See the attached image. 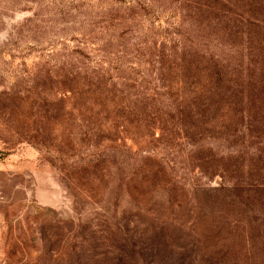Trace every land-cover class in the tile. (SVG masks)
<instances>
[{
  "label": "rangeland",
  "instance_id": "374dc122",
  "mask_svg": "<svg viewBox=\"0 0 264 264\" xmlns=\"http://www.w3.org/2000/svg\"><path fill=\"white\" fill-rule=\"evenodd\" d=\"M0 264H264V0H0Z\"/></svg>",
  "mask_w": 264,
  "mask_h": 264
},
{
  "label": "trees",
  "instance_id": "16d2710c",
  "mask_svg": "<svg viewBox=\"0 0 264 264\" xmlns=\"http://www.w3.org/2000/svg\"><path fill=\"white\" fill-rule=\"evenodd\" d=\"M207 80L210 82V78H208L207 77ZM208 85V82H206V86ZM207 87H205V88H201L199 91H198V93L196 94V97H198V96H200L201 94H203V91H202V89H206ZM80 96H82V94L81 95H79L78 94V97H80ZM146 167V170L144 171V172H141V175L139 176V180H142V181H148V180H150V178H151V174H150V172H149V169L150 168H147V166H145Z\"/></svg>",
  "mask_w": 264,
  "mask_h": 264
}]
</instances>
